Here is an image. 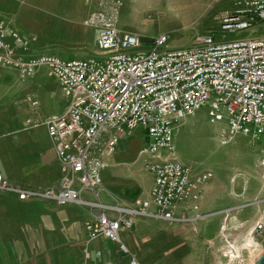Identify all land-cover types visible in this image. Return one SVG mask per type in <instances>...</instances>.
Here are the masks:
<instances>
[{
    "label": "built area",
    "instance_id": "1",
    "mask_svg": "<svg viewBox=\"0 0 264 264\" xmlns=\"http://www.w3.org/2000/svg\"><path fill=\"white\" fill-rule=\"evenodd\" d=\"M227 1L218 33L199 35L194 45L177 48H166L162 34L146 51L138 34L117 28L118 11L111 2L82 21L97 30L96 51L85 58L37 51L31 45L34 37L23 36L0 18V67L15 69L22 82L44 67L66 99L61 113L43 121L60 163V186L25 189L0 174V193H16L21 200L35 197L87 205L93 209L83 222L89 239L107 238L130 255L127 264H140L120 232L141 215L174 221L175 206L212 177L210 171L194 174L174 157L173 127L212 99L211 121L227 115L229 131H222V142L233 132L249 133L250 127L253 140L264 135V36L234 35L264 20V0ZM26 100L33 107L38 104L28 93ZM139 127L146 135L139 155L153 175L150 196L135 206L120 200L104 204L95 190L101 186V172L122 137ZM258 165L264 171V146ZM85 189L95 199H83ZM151 203L154 211L148 210ZM260 233L264 234V208L248 236L253 239ZM227 246L231 257L235 245Z\"/></svg>",
    "mask_w": 264,
    "mask_h": 264
},
{
    "label": "crops",
    "instance_id": "2",
    "mask_svg": "<svg viewBox=\"0 0 264 264\" xmlns=\"http://www.w3.org/2000/svg\"><path fill=\"white\" fill-rule=\"evenodd\" d=\"M95 2V0H0V10L6 11L0 13L9 17L11 26L20 34L35 38L31 43L33 48L38 42L35 34L44 35L45 38L46 29L49 28L58 33V40L51 41L62 43L64 51L58 49L48 52L67 58H85L96 51L97 30L82 23L94 13ZM45 45L47 44L43 47ZM35 75L26 81L28 87L25 94L33 92L35 95L34 87L37 83ZM1 81L11 83L10 78L0 73ZM9 91H11L9 87L0 90V126L10 133L8 138H0V174L12 184L25 189L58 188L62 171L50 138L42 147L22 152L23 145L32 143L28 130L41 122L33 121L27 115L22 122L14 123V115L8 114L6 104L1 103L2 97ZM63 105L59 111L51 115L61 113L65 103ZM30 107L36 108L32 105ZM45 132L47 134L46 127ZM141 147L137 151V156ZM119 150L118 143L115 152L107 159L109 166L101 172V186L95 187L96 196L104 204H113L115 200H120L135 206L136 199L149 198L153 175L150 172L147 176L134 172L131 164L136 161L120 157ZM124 163H127V168L122 167ZM206 188H209V185L204 183L198 190L192 192L186 202L175 206L174 221L152 216L136 217L131 228L120 232V239L123 243L126 241L127 244H124L128 247L129 253L136 257L135 249L138 250L139 245L136 233L139 231L141 240L145 242L152 234L159 235L161 240L166 239L168 246L166 253L162 255L171 257L169 262L180 261L181 264H219V253L227 246H222V240L226 239L225 241L229 243H232L231 240L233 243L241 240L251 241L248 234L255 223L245 232L241 230L236 237L226 232L230 231L226 225L238 224L241 229L243 222H237L235 216L233 218L224 216L219 220L218 228L212 231L208 227L210 222L203 223L202 232L197 229L198 220H207L201 219L203 216L199 212L207 203H204L202 194ZM81 197L86 200L95 199L92 191L87 189L82 191ZM92 210L87 205L76 202L58 204L51 199L35 197L21 200L16 193H0V264H127L130 255L119 251L117 243L102 236L89 239L83 222L89 218ZM148 210H155L153 203ZM148 219L155 222L153 231L151 227L148 228L151 222ZM191 227L199 231L197 235L202 242L206 241L205 246L194 244ZM148 230H151L150 234H147ZM227 235L234 239L230 240ZM203 251L205 256L202 258L200 252Z\"/></svg>",
    "mask_w": 264,
    "mask_h": 264
},
{
    "label": "rangeland",
    "instance_id": "3",
    "mask_svg": "<svg viewBox=\"0 0 264 264\" xmlns=\"http://www.w3.org/2000/svg\"><path fill=\"white\" fill-rule=\"evenodd\" d=\"M95 1L94 12L106 10L109 3L112 2L110 7H117L118 11L117 28L138 34L142 39L141 48L145 51L151 47V40L162 34L167 37V42L164 45L166 48H177L194 45L195 39L199 35L208 32L218 33L221 29L222 11L229 7L227 0H218L214 5H211L212 0ZM0 12L5 13L6 11L0 10ZM1 13L0 18L10 23L9 17ZM46 31L45 38H43L44 35L35 34L39 42L35 45V50H40V52L58 49L64 51L62 43L51 41V39L58 40V33L49 28ZM225 34L231 35L228 32ZM234 35L264 36V20L238 31ZM44 44L47 45L43 47ZM0 73L10 78L11 83L8 82L9 84L4 81L0 82V90L7 87L11 90L2 97L1 103L6 104L8 114L14 115L13 122H22V119L27 115L31 117V120L41 122L35 128L28 130L32 143L23 145L22 152L42 147L49 138L42 121L52 113L59 111L64 103L66 104V99L61 95L57 82L46 68H39L35 75L37 79L34 87L36 93L34 95L33 92H29L38 101V106L32 108L26 100L25 90L28 85L18 79L17 71L8 67H0ZM22 90L24 92L21 93ZM210 102L212 99L208 100V105L187 115L173 127L174 157L189 166L194 174L204 171L212 173V177L205 182L209 188L202 192L204 203L207 202L206 206L199 209L203 216L201 219L207 218V220H198L197 229L202 232L203 223L210 222L208 227L212 231L214 228H218L219 220L224 216L226 218L235 216L237 222H243L240 226L241 229L238 224L226 225L230 229L226 232H230L232 237H236L238 233L245 232L255 223L260 210L264 207V171L258 165V159L261 157V150L264 146V135L259 134L253 140L252 127H250L249 133L236 131L229 134L222 142V131H229L227 115L224 113L222 119L211 121ZM9 135L10 133L0 126V138H8ZM145 140L146 135L143 129L141 127L134 129L131 134L122 137V140L119 141V151L122 156L118 155L122 158L135 160L136 163L131 164V168L134 169V172L137 171V173L147 176L149 171L144 167L143 156H137V151L143 146ZM161 151L162 155H165V152ZM122 167L127 168V163H124ZM76 186H78L77 183ZM144 199L147 198L136 199L134 203ZM148 221H151L148 228L151 227L153 231L155 222L149 219ZM199 231H195L191 227L194 244L202 247L205 246L206 241L202 242L198 237L197 232L199 234ZM150 233L151 230H148L147 234ZM219 235L221 236V231ZM231 236L227 235L230 240L234 239ZM136 239L139 245L138 250L135 249V253L141 264H181L180 261L169 262L171 257L162 255L166 253L168 241L161 240L159 235L152 234L145 242L141 240L139 231L136 233ZM225 240L221 241L222 246L227 245L228 242ZM231 242L233 243L232 240ZM238 242L233 243L236 249L231 250L233 254L231 257L226 252L228 246L219 253V264H252L264 251V234L262 233L256 235L251 241L241 240ZM124 243L127 244L125 240ZM204 253L205 251L200 252L202 258L205 256Z\"/></svg>",
    "mask_w": 264,
    "mask_h": 264
},
{
    "label": "water",
    "instance_id": "4",
    "mask_svg": "<svg viewBox=\"0 0 264 264\" xmlns=\"http://www.w3.org/2000/svg\"><path fill=\"white\" fill-rule=\"evenodd\" d=\"M252 264H264V251Z\"/></svg>",
    "mask_w": 264,
    "mask_h": 264
}]
</instances>
